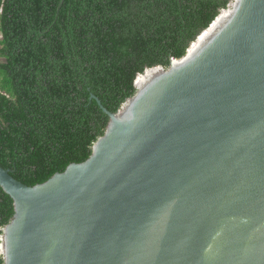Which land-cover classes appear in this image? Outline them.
<instances>
[{"label":"water","instance_id":"1","mask_svg":"<svg viewBox=\"0 0 264 264\" xmlns=\"http://www.w3.org/2000/svg\"><path fill=\"white\" fill-rule=\"evenodd\" d=\"M196 41L116 112L91 94L110 120L85 161L35 185L0 165L3 264H264V0Z\"/></svg>","mask_w":264,"mask_h":264},{"label":"trees","instance_id":"2","mask_svg":"<svg viewBox=\"0 0 264 264\" xmlns=\"http://www.w3.org/2000/svg\"><path fill=\"white\" fill-rule=\"evenodd\" d=\"M231 1L0 0V165L35 185L88 159L110 120L91 94L116 112ZM14 212L0 185V237Z\"/></svg>","mask_w":264,"mask_h":264},{"label":"bare ground","instance_id":"3","mask_svg":"<svg viewBox=\"0 0 264 264\" xmlns=\"http://www.w3.org/2000/svg\"><path fill=\"white\" fill-rule=\"evenodd\" d=\"M207 32H208V31H207ZM207 32H206V33H207ZM194 43H195V45H194V46H196V44H197V41H196V42H194ZM194 43H193V44H194ZM194 46H193V47H191V46H190V47H191V48H190V50H192V48H194Z\"/></svg>","mask_w":264,"mask_h":264},{"label":"rangeland","instance_id":"4","mask_svg":"<svg viewBox=\"0 0 264 264\" xmlns=\"http://www.w3.org/2000/svg\"><path fill=\"white\" fill-rule=\"evenodd\" d=\"M0 38H1V34H0Z\"/></svg>","mask_w":264,"mask_h":264}]
</instances>
